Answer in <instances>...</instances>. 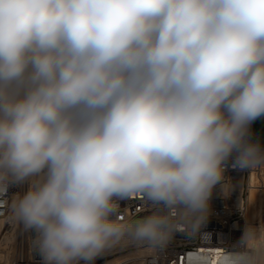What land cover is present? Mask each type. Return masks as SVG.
<instances>
[{
  "label": "clouds",
  "instance_id": "clouds-1",
  "mask_svg": "<svg viewBox=\"0 0 264 264\" xmlns=\"http://www.w3.org/2000/svg\"><path fill=\"white\" fill-rule=\"evenodd\" d=\"M264 0H0V192L41 264L121 240L185 264H264V221L203 243L228 163L264 168ZM143 195L154 208L118 219ZM218 249V250H215Z\"/></svg>",
  "mask_w": 264,
  "mask_h": 264
},
{
  "label": "built area",
  "instance_id": "built-area-1",
  "mask_svg": "<svg viewBox=\"0 0 264 264\" xmlns=\"http://www.w3.org/2000/svg\"><path fill=\"white\" fill-rule=\"evenodd\" d=\"M253 125L254 122L251 125L252 137L257 135ZM253 174L256 175L254 181ZM263 174L264 168L248 171L234 167L231 161L228 163L223 188L218 185L211 198L208 222L202 229L209 237H205L203 243L220 247L239 240L245 225L241 210H246L247 215L250 188L264 187ZM26 188L27 185L10 186L8 192H0V264H41L40 257L30 248L31 234L24 232L22 226L12 218L10 209L15 193H22ZM119 208L120 220L136 218L155 210L146 203L143 195H133L122 201ZM201 243L199 239L177 233L166 247L154 251L142 246L140 256L139 252L124 256L119 264H134L136 261L138 264H185L186 257L199 248ZM137 246L131 241H120L112 246L113 249H107L96 260V264L123 255Z\"/></svg>",
  "mask_w": 264,
  "mask_h": 264
},
{
  "label": "bare ground",
  "instance_id": "bare-ground-1",
  "mask_svg": "<svg viewBox=\"0 0 264 264\" xmlns=\"http://www.w3.org/2000/svg\"><path fill=\"white\" fill-rule=\"evenodd\" d=\"M263 178H264V174H263ZM255 179H256V175L253 174L252 180L254 181ZM248 199H249V207L246 215L247 219L250 220L252 223H259L261 221H264V187H258V186L251 187ZM110 249L113 248L110 247ZM139 250L140 252L138 256L141 255V251L143 252L142 248ZM120 256L122 255L114 256L106 260L105 262H101V264H119L120 259H122L120 258Z\"/></svg>",
  "mask_w": 264,
  "mask_h": 264
},
{
  "label": "rangeland",
  "instance_id": "rangeland-1",
  "mask_svg": "<svg viewBox=\"0 0 264 264\" xmlns=\"http://www.w3.org/2000/svg\"><path fill=\"white\" fill-rule=\"evenodd\" d=\"M253 131H254V133L256 132L257 135H254L252 137V139L256 140V141L260 142L262 145H264V116H262L261 118H258L257 120L254 121ZM121 241L127 242V240H121ZM141 247L142 246L139 245L136 248H131V249L127 250L125 252V254H123V255L127 256V255H132L135 252H140L139 249H141ZM141 253H142V251H141ZM123 255L120 256V258H123L124 257ZM134 264H138L137 261Z\"/></svg>",
  "mask_w": 264,
  "mask_h": 264
}]
</instances>
